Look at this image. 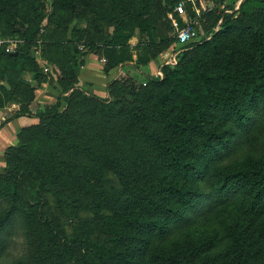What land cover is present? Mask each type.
Returning a JSON list of instances; mask_svg holds the SVG:
<instances>
[{
  "label": "trees",
  "instance_id": "trees-1",
  "mask_svg": "<svg viewBox=\"0 0 264 264\" xmlns=\"http://www.w3.org/2000/svg\"><path fill=\"white\" fill-rule=\"evenodd\" d=\"M19 1L0 0V22L25 40L22 52L0 48V71L31 67L36 85L0 131L22 117L39 123L22 129L24 144L9 147L5 155L0 264H264V0H232L223 12L219 8L226 0H216V10L197 19L207 20L203 38L185 47L176 64L163 65L162 77L141 83L126 70L133 63L127 55L131 42L150 52L139 57L137 69L176 44L173 28V37L158 30L149 0L139 6L112 0V33L100 28L98 42L84 33L82 47L91 54L103 48L118 55L117 63L104 68L106 74L117 68L108 97L79 86L74 56L79 36L71 53L57 42L65 59L61 67L54 64L63 90L46 111L29 105L43 83L30 53L39 25L22 15ZM87 1L55 0V6L81 22ZM176 1L186 0L169 5ZM189 15L195 18L192 11ZM66 93L72 96L69 107L81 100L87 112L99 114V133L88 138L94 141L71 136L73 119L67 110L59 111ZM11 102L14 92L0 85V109ZM31 135L60 145L74 162L35 152L34 144L25 142ZM105 172L118 177L120 192L107 191ZM46 193L54 195L58 216L46 209ZM83 209L93 215L85 223L107 240L85 235L67 241L66 227L81 220ZM17 239L24 252L15 258L11 248Z\"/></svg>",
  "mask_w": 264,
  "mask_h": 264
},
{
  "label": "rangeland",
  "instance_id": "rangeland-1",
  "mask_svg": "<svg viewBox=\"0 0 264 264\" xmlns=\"http://www.w3.org/2000/svg\"><path fill=\"white\" fill-rule=\"evenodd\" d=\"M136 6H139L141 0H134ZM152 3V14L151 17L155 21L158 30L164 35L172 36V24L170 20V15L174 12V7L169 5V0H149ZM187 1V11L190 14L193 13V5L196 4L203 15L209 11H215L217 6L215 4L216 0H186ZM232 0H226L224 6H220L219 11H226ZM112 0H88L87 6L83 7L85 9V19L78 22L72 19L71 12H60L57 6H55V0H21L18 2L17 7L23 16L33 19L36 25H39V33L37 34L32 46L30 48V53L37 59V63L40 67L39 80L43 81L40 88L34 92L35 99L31 102L30 108L32 111H46L53 109L56 105L58 98L62 94L63 87H60L58 81V74L61 70L58 66L65 63V59L60 55L57 42L63 44L66 48V53H71L73 51L74 43L76 38L81 36L83 39L78 48V54L74 56L78 59L77 68L81 71L85 64L90 61V49L88 47H83L86 35L88 33V41L93 40L94 42L99 41V29L102 28L104 32L108 35L113 31L111 26V7ZM242 1H239L236 5V9L239 8ZM55 10H54V9ZM210 9V10H209ZM95 10V11H94ZM1 15V14H0ZM202 15V16H203ZM191 19H194L191 17ZM206 17L196 22V27L199 31V40L203 38L204 35V23L206 22ZM97 22V24L95 23ZM222 21H220L221 24ZM15 25L11 22L10 26ZM17 30H21L20 25H15ZM219 27H217L218 29ZM78 41V40H77ZM87 41V40H86ZM174 47L175 51H182L179 45H171ZM170 46V47H171ZM25 47V40L21 34L13 31L7 27L4 22H0V48H2L6 54L22 52ZM171 47V48H172ZM96 56L97 61L102 64L105 68L106 63L109 65L115 64L118 61V55L116 53L99 48ZM171 51V49H169ZM149 51L143 48L140 43L136 40L131 42L130 52L127 54L131 58V62L134 64H126V67H135L139 57H148ZM183 53V52H182ZM92 64V69L94 68V63ZM97 64V63H96ZM95 66L98 67V64ZM61 67V66H60ZM135 69V68H134ZM117 70V68L115 69ZM134 74V75H133ZM93 72V78H98ZM131 76L138 82H146L147 79L143 75L136 73L131 70ZM17 83H21L17 89L15 86ZM0 85L5 86L14 92V102L7 104L5 107L0 109V125L6 123L8 119L14 117L18 112L21 111L23 105L27 103L29 97V89L36 85V75L32 71L31 67H25L21 71H0ZM54 94H51L53 93ZM59 92V93H58ZM51 94L53 98H49L48 94ZM93 94V93H91ZM96 95V94H93ZM108 97V94H107ZM105 97V98H107ZM72 98L70 93H66L61 101V107L59 111L69 112L68 114L73 119V126L71 130V136L76 141H94L88 138H94L95 134L99 133L98 125L100 123V116L98 113L87 112L86 103L81 100H73L71 106L69 107V99ZM50 103V104H49ZM89 105H93L89 103ZM32 124L27 127H31ZM9 124V123H8ZM7 124L1 129V131L7 128ZM24 127V128H27ZM22 128V129H24ZM17 134L15 144L8 146L4 153H0V157L4 155L5 168L0 171L2 174L6 169V159L5 155L8 154L9 147H19L23 145L22 139H20V133ZM0 131V132H1ZM41 137L38 135H31L30 139H25V142L31 141L34 144L35 152L40 150L42 152H54L60 158L65 160H71L74 162V157L67 150H63L61 146L57 144L46 145L42 142ZM95 146H101L100 142H96ZM76 162V160H75ZM106 188L110 193L120 192L122 189V184L118 177L112 172H105ZM153 184L150 182L147 186ZM28 186H31L29 183ZM34 197V195L32 196ZM46 198L47 205L46 209L53 215L58 216L59 210L56 206V200L52 193L44 194ZM93 215L88 209H83L81 212V220H76L73 226L66 227V236L69 243H75L80 236L90 235L93 238H97L101 241L107 240V237L99 233L91 224L85 223V221H91ZM11 254L17 258L24 252V247L21 239H17L11 248ZM11 258V257H10Z\"/></svg>",
  "mask_w": 264,
  "mask_h": 264
},
{
  "label": "crops",
  "instance_id": "crops-1",
  "mask_svg": "<svg viewBox=\"0 0 264 264\" xmlns=\"http://www.w3.org/2000/svg\"><path fill=\"white\" fill-rule=\"evenodd\" d=\"M169 52L170 50H167L165 53H163L156 59L152 60L150 63H148L145 66H140V68L137 69L133 66L131 68L126 67V70L130 73V75L132 70L135 71L136 73L143 75L144 78L159 76L160 73H162L161 72L162 66L168 63L167 55L169 54ZM89 61L90 62L88 64H85L82 67V70L80 71L79 86L89 93H93L101 98H105L107 97V85L115 78L117 74V70H112L108 74H106L104 72V66L97 61L96 56L94 54L90 55ZM91 63H94L93 69L91 68L92 67ZM96 63L98 64V67L95 66ZM93 72L94 74H96L95 76L98 77L97 79L93 78ZM51 94H54V92ZM51 94L50 93L48 94L49 98H53ZM37 120L38 119L35 118L22 117L13 120L9 124H7L8 125L7 128L3 129L0 132V153L1 152L4 153L5 150L8 148V146L16 143L15 140L17 134L20 132L22 128L30 126L32 124H36ZM3 161H4V155L2 156V158L0 157V171L4 170L5 168V162Z\"/></svg>",
  "mask_w": 264,
  "mask_h": 264
},
{
  "label": "built area",
  "instance_id": "built-area-1",
  "mask_svg": "<svg viewBox=\"0 0 264 264\" xmlns=\"http://www.w3.org/2000/svg\"><path fill=\"white\" fill-rule=\"evenodd\" d=\"M186 5L187 1H182L174 8L173 14L170 15L174 36L176 38L175 45H179L182 51L185 50L184 48L189 44L199 41V32L196 28V21L203 15V12L199 8H197L196 4L194 3L192 9L195 18L191 19ZM182 51H175L174 47H172L171 51L167 55V64H176L177 57ZM159 76L162 77L163 74L160 73Z\"/></svg>",
  "mask_w": 264,
  "mask_h": 264
}]
</instances>
